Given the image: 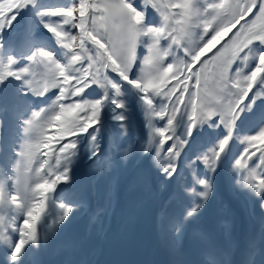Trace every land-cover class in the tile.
Masks as SVG:
<instances>
[{"label": "snow or ice", "instance_id": "6c2138e0", "mask_svg": "<svg viewBox=\"0 0 264 264\" xmlns=\"http://www.w3.org/2000/svg\"><path fill=\"white\" fill-rule=\"evenodd\" d=\"M7 3L0 0V4ZM143 5L137 0H78L67 8L44 10L39 13L41 17L61 18L59 25L43 23V27L70 54L68 62L61 63L41 49L34 50L22 67H17L15 59L5 62L0 57V106L25 102L5 95L9 80L21 82L25 97H43L56 90L50 117L45 118L44 111H34L30 119L22 121L26 139L15 152L17 159L5 183L0 185V206L13 212L12 239L0 246L6 249L4 264H22L29 245L40 247V229L50 204L58 208L56 223H66L74 207L57 202L54 194L60 185L72 181L80 137L90 136L93 149L89 159L99 156L96 142L108 105L112 106L114 121L127 131L129 108L122 99L125 85L137 94L149 143L155 138V168L168 178L176 174L194 130L208 125L225 132L216 145L186 165L193 182L185 192L194 198V206L186 211L185 223L207 203L209 192L214 190L215 173L234 138L244 145L231 168L236 174L234 187L258 198L264 210V125L254 134H238L242 117L259 98L253 89L258 83L264 84V75L254 77L257 68H264V0H211L204 9L200 0H150ZM149 5L160 17L158 24L148 19ZM29 6L34 7L35 0H20L0 15V52L5 31L12 29L18 15ZM101 8L105 11L103 20L84 29L79 13ZM137 13L142 22H137ZM194 26L200 29L201 41L195 50L185 49L184 39ZM224 31L227 35L221 39ZM61 32L63 40L55 35ZM34 39L35 32H20L17 45L23 47ZM240 40L245 43L244 51L255 48L258 53L255 65L243 75L238 70L242 53L232 52L229 57L231 46ZM174 48L186 57L182 70L170 59ZM182 119L187 124L185 139L180 140L176 130ZM2 123L0 120V127ZM197 164L210 174L207 178L197 175ZM26 195L31 196L27 205Z\"/></svg>", "mask_w": 264, "mask_h": 264}, {"label": "bare ground", "instance_id": "6f19581e", "mask_svg": "<svg viewBox=\"0 0 264 264\" xmlns=\"http://www.w3.org/2000/svg\"><path fill=\"white\" fill-rule=\"evenodd\" d=\"M155 143L153 138L154 147ZM149 156L150 154L145 157V161ZM15 161L16 158H13L12 163ZM83 173L85 175V172ZM155 181V170L151 168L146 173L136 172L132 178L127 176L119 183L116 203L119 205L120 202L121 209L110 215L111 222L104 228L105 233L101 238L89 236V224L80 220L71 219L59 226L56 223L58 213H51L49 209L41 225L39 247L40 250L44 246L47 248L46 264H80L82 257L91 258L97 247L101 249L100 256L94 264H180V257H197L199 247L196 250L190 246L182 249L172 233H169L168 238L161 237L162 223L155 217L159 202L155 197H150ZM226 184L231 185V178ZM227 193L233 206L241 211L243 220L240 227L248 230L243 199L236 195L233 188H227ZM214 217V230L219 233L216 215ZM86 236L88 241L83 239ZM218 243H221V240L218 239ZM65 249H70L69 255L64 253L61 258L56 257V253H63Z\"/></svg>", "mask_w": 264, "mask_h": 264}, {"label": "rangeland", "instance_id": "374dc122", "mask_svg": "<svg viewBox=\"0 0 264 264\" xmlns=\"http://www.w3.org/2000/svg\"><path fill=\"white\" fill-rule=\"evenodd\" d=\"M106 1H112V0H100L101 3H105ZM120 2H122V1H120ZM207 5H208V3H204V0H200V7L202 9H204ZM52 16H54V15H52ZM42 25H43L42 19L36 18L35 19V23H33V29L35 30L36 28H41ZM197 29H198V27H195V26L193 27V32H194L193 37L197 35V33H198ZM223 33H225V31ZM43 34H44V32H43ZM47 34L50 35L51 33H47ZM223 36H225V35H223ZM17 37H16V40H15V43L13 44V46L15 48H17V49H20L21 47L17 45ZM6 39L10 40V37H7ZM4 42H5V44L8 43V42H6V40H4ZM198 43H200V42L198 41ZM198 43H197V46L199 45ZM217 43H219V41H217ZM242 43H244V41ZM197 46L193 50H195L197 48ZM244 47H245V44H243L242 48H244ZM23 49L25 50V52L27 51L24 47H23ZM238 50H239V48H236L235 52L237 53ZM229 57H231L230 56V52H229ZM26 58H27V56L24 55V54L23 55H17V58L15 59L17 61V67H21V64L27 60ZM248 60L249 61L251 60L250 57H248ZM258 76H259V74H258ZM258 76H257V78H258ZM4 87H5V90H6L5 91V95L6 96H11V97H18L19 96V98H20V96H22V95L24 96L23 93L26 91L22 87L21 82L15 81V80H9L8 82H6V85ZM39 98H40L39 101H41L42 97H39ZM20 100L21 101H25L26 108L22 112H20V109H22L23 105H22V103L19 104L17 106L19 114H17L18 112H14V107H12L11 104H6L4 106H0V115L1 116L3 115L2 119H1L3 123H2V127H0V153L2 155H5V156L8 155V153L13 150L12 143L15 141V136H17V133H18V132L16 133V130L20 129L19 117H21L24 114V112L29 110V106H30L29 98L26 97V98L23 99L21 97ZM42 100H44V99H42ZM261 104L262 103H259V105H261ZM50 116H48V117H50ZM246 116H248V115H246ZM246 116H244V117H246ZM254 116H256V115L248 116L247 120H244V123L241 125V128L242 127L244 128V126L245 127L249 126L250 123H251L252 117H254ZM141 124L145 125L144 121H142ZM138 127H140V125H138ZM56 143H57V140H56ZM149 148H150V144L148 146L142 145L139 149L135 150L133 152V154H131V157H133L134 155H138L140 153L141 154L140 158L136 159L135 162H142L144 160V157L148 153ZM185 149H188V146L185 147ZM132 161H134V159ZM151 161L153 162L154 166L156 167V164H155V153L153 154V156L151 158ZM83 162H84L83 160L76 161V164L74 166V170H73V173H72V181H71V183L74 180L78 179L80 171H81V168H84L83 167ZM89 169L90 168L87 167V170L90 171L89 173L94 178V180L92 179V182L95 183L94 187H95L97 199L98 200H100L101 198L104 199L103 198V193L101 191L105 188V186L103 184H107V181H105V183L102 182V177L98 176V169H93V170H89ZM129 170H130V167H128V168L124 167L120 171L116 172L114 177L108 178V180H110L108 182V183H110V186H106V189H104V191H106V193H107L106 194L107 199L110 198L111 202L115 201V192H116V190L118 188V185H119L120 181L124 178V176L129 173ZM199 171L200 170L198 169L197 175H199ZM162 174H163L162 172L161 173L159 171L157 172V175H162ZM7 175H9V174H7ZM96 176H98V177L96 178ZM111 184H112V186H111ZM218 186H219V184L217 185V180H215L214 189H216ZM109 188H110V190H108ZM86 189L87 188H85V190ZM238 191L239 190H237V192H236L237 194H240L241 196L246 198V201H245V199H243L245 201L244 204H245L246 208L249 211H251V208H252L251 198L252 197L247 192H242V191L238 192ZM82 208L83 209L74 208V211L72 212L70 217L67 219V221H70L72 218H78V219L86 218V211L87 210L85 209V207H82ZM102 228H103L102 224H100V226L98 227V231L96 232L95 235H98L100 237L102 235ZM171 231L174 232V237H175V240L177 241V244H179L180 246H183V240H182V237H181V234L183 233V230L182 229H180L179 231L163 230L164 237H167V236L169 237V233Z\"/></svg>", "mask_w": 264, "mask_h": 264}, {"label": "trees", "instance_id": "16d2710c", "mask_svg": "<svg viewBox=\"0 0 264 264\" xmlns=\"http://www.w3.org/2000/svg\"><path fill=\"white\" fill-rule=\"evenodd\" d=\"M124 1V0H123ZM20 2V0H8V3L7 5L5 4H0V14L3 15L4 13H6L7 11L11 10L12 6H14L15 4H18ZM78 0H35V6H29L27 9L23 10L24 12V16L26 18V22L28 24V27L30 28L31 27V24L33 23L34 21V18L36 16L38 17H41L39 15L40 12L44 11V10H47V9H55V8H67V7H70L72 6L74 3H77ZM138 2V0H137ZM225 2L227 3L228 0H225ZM94 3H95V0H94ZM144 4H148L150 3V0H143L142 2V6L141 7H144ZM127 7V5H126ZM150 9V5L147 7V12L149 11ZM85 10L86 9H83L80 13H79V17L81 20H84V15H85ZM128 11L129 12H133V9H131L130 7L128 8ZM104 15H105V11L101 8V15L99 16H93L92 17V21H91V28L97 23V22H100L103 20L104 18ZM135 17L137 18V20L140 21V19L142 18H139V14H135ZM61 18H57L55 20L53 19H48L47 21V24L48 25H59L61 23L60 21ZM151 21L155 22V23H159L160 21V17L157 15L155 16L153 19H151ZM21 27V26H20ZM231 30V28L229 27V31ZM10 32V30H9ZM193 28L191 29V32H190V35L187 36L185 39H184V42H183V47L185 49H190V50H193L196 46L195 44V39L193 37ZM60 36H63L64 33L61 32L59 33ZM227 35V33H226ZM37 37V42L39 44V49L41 50H44V51H48L50 52L59 62L61 63H67L68 62V58L69 56H66L67 55V52L65 49L61 48L56 40V38H50V39H46V38H43V37H39V34L36 35ZM58 39L61 40V38L59 37ZM242 40H240L238 43H235L233 45L234 48H236L238 46V44L241 42ZM72 43H75V40L71 41ZM55 45H58L59 46V49H60V57L57 56L55 53H54V46ZM66 56V57H65ZM6 57L10 58V53H6ZM180 58H183V57H180ZM183 61L182 59H180L177 63V67L179 69L182 70V67H183ZM115 79H117L116 77H114ZM117 81L119 82V80L117 79ZM53 111H54V108H53ZM53 113V112H52Z\"/></svg>", "mask_w": 264, "mask_h": 264}]
</instances>
